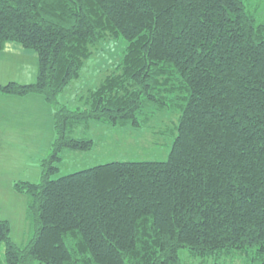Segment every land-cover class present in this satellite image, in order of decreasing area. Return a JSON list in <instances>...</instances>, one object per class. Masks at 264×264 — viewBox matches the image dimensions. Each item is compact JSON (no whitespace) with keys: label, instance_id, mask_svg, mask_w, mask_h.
Returning a JSON list of instances; mask_svg holds the SVG:
<instances>
[{"label":"trees","instance_id":"16d2710c","mask_svg":"<svg viewBox=\"0 0 264 264\" xmlns=\"http://www.w3.org/2000/svg\"><path fill=\"white\" fill-rule=\"evenodd\" d=\"M248 4L0 0V50L39 56L35 83L1 93L42 95L56 131L40 180L14 183L28 198L27 242L0 219L5 264H264V26ZM109 36L126 41L120 66L71 110L62 93ZM164 108L179 113L167 160L56 177L65 152L93 148L77 128L146 126Z\"/></svg>","mask_w":264,"mask_h":264},{"label":"rangeland","instance_id":"374dc122","mask_svg":"<svg viewBox=\"0 0 264 264\" xmlns=\"http://www.w3.org/2000/svg\"><path fill=\"white\" fill-rule=\"evenodd\" d=\"M248 3L251 13L264 26V0H248ZM106 38L98 45L92 46V55L85 61L81 77L73 81L61 95V101L71 110L86 109L90 91L99 86L108 75L116 72L122 62L127 46L126 41L114 36ZM26 61L28 62L26 67H33V61L30 59ZM8 74L9 72L0 73V78ZM178 116V112L164 108L156 112L146 126L140 127L114 126L92 120L90 124H87L89 126L87 129L85 126L77 128L75 136L93 139V148L89 151L65 152L56 177L113 161H165L169 157L177 136ZM13 120L14 118L10 117L8 121L13 122ZM35 137L36 135L31 136L26 130L16 137L13 135L4 143L0 141L1 178L8 180L17 178L16 182L35 183L40 180L41 162L52 152V145L56 138H53L52 142L47 140L35 142ZM3 187V192L0 191V206L7 208L8 212L2 211L0 216L8 218L12 240L22 245L27 242L29 234L28 198L25 194L16 191H11L9 194L5 186ZM4 250V246L1 245L0 258L3 262ZM185 254V251L181 252L182 257ZM235 262L242 264L239 259ZM201 263L203 262L199 258L187 254L184 256L183 264ZM207 264H213L212 258L207 261Z\"/></svg>","mask_w":264,"mask_h":264},{"label":"crops","instance_id":"0c3cea01","mask_svg":"<svg viewBox=\"0 0 264 264\" xmlns=\"http://www.w3.org/2000/svg\"><path fill=\"white\" fill-rule=\"evenodd\" d=\"M27 59L33 61V67L27 65ZM37 53L24 48L22 45L10 42L4 49L0 50V73L9 72L6 77L0 78L1 87L16 82L19 84L35 83L38 77L39 60ZM25 68H24V67ZM54 107L39 94H29L25 96L3 95L0 93V141L15 137L18 134L28 131L31 136L36 135L35 142L49 141L56 138V131L53 123ZM13 117V122H9ZM33 141V143H35ZM24 155V153L22 154ZM17 179V178H16ZM15 178L11 180L0 177V191L7 193L15 191ZM0 206V212H8L7 208ZM3 215V214H2ZM0 219L8 220L7 217L0 216ZM1 248V245H0ZM5 255V250L2 252ZM0 264H5L0 258Z\"/></svg>","mask_w":264,"mask_h":264}]
</instances>
